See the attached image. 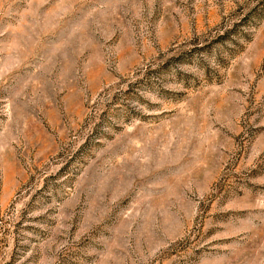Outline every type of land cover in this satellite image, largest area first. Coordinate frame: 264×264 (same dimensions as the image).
Returning a JSON list of instances; mask_svg holds the SVG:
<instances>
[{"label": "rangeland", "instance_id": "1", "mask_svg": "<svg viewBox=\"0 0 264 264\" xmlns=\"http://www.w3.org/2000/svg\"><path fill=\"white\" fill-rule=\"evenodd\" d=\"M0 264H264V0H0Z\"/></svg>", "mask_w": 264, "mask_h": 264}]
</instances>
